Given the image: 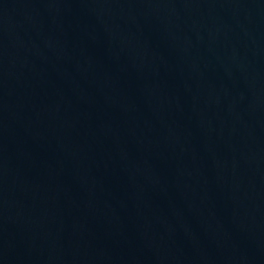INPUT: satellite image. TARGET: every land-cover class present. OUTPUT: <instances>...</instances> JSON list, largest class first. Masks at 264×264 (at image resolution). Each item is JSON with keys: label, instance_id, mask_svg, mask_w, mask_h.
I'll return each mask as SVG.
<instances>
[{"label": "water", "instance_id": "1", "mask_svg": "<svg viewBox=\"0 0 264 264\" xmlns=\"http://www.w3.org/2000/svg\"><path fill=\"white\" fill-rule=\"evenodd\" d=\"M0 264H264V0H0Z\"/></svg>", "mask_w": 264, "mask_h": 264}]
</instances>
